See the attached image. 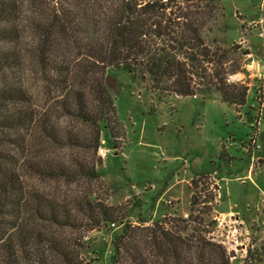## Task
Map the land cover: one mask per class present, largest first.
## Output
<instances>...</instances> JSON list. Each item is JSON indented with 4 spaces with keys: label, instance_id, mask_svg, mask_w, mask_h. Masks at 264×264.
Segmentation results:
<instances>
[{
    "label": "trees",
    "instance_id": "trees-1",
    "mask_svg": "<svg viewBox=\"0 0 264 264\" xmlns=\"http://www.w3.org/2000/svg\"><path fill=\"white\" fill-rule=\"evenodd\" d=\"M223 16L220 0H0V264H89L65 231L127 218L131 205H109L90 187L100 177L103 127L117 141L104 79L110 67L125 66L150 88L179 96L210 82L223 101L246 102L248 86L228 80L241 69L230 62L239 49L206 39ZM63 118L94 128L92 160L54 152L85 145L60 127ZM37 178L67 188L43 190ZM84 178L88 187L70 188ZM189 186V218L125 223L112 264H231L205 217L193 214L195 205L217 201L213 174L194 171Z\"/></svg>",
    "mask_w": 264,
    "mask_h": 264
},
{
    "label": "rangeland",
    "instance_id": "rangeland-1",
    "mask_svg": "<svg viewBox=\"0 0 264 264\" xmlns=\"http://www.w3.org/2000/svg\"><path fill=\"white\" fill-rule=\"evenodd\" d=\"M220 1L224 16L210 26L206 39L239 49L231 52L230 62H239L241 69L228 80L248 86L244 104L223 101L210 82L194 96H179L150 88L149 80L125 66L106 70L117 141L103 127L96 154L100 177L90 187L109 205L132 207L122 222L65 231L83 245L80 255L89 264H112L114 239L127 222L152 224L165 214L189 218V182L197 170L212 173L219 190L217 201L193 207L194 216L205 217L204 228L227 249L231 264H264V0ZM60 122L85 145L54 152L67 159L80 152L92 160L94 128L68 118ZM33 182L43 190L66 186L45 178ZM88 186L84 178L70 188Z\"/></svg>",
    "mask_w": 264,
    "mask_h": 264
},
{
    "label": "built area",
    "instance_id": "built-area-1",
    "mask_svg": "<svg viewBox=\"0 0 264 264\" xmlns=\"http://www.w3.org/2000/svg\"><path fill=\"white\" fill-rule=\"evenodd\" d=\"M112 224H114V223H112Z\"/></svg>",
    "mask_w": 264,
    "mask_h": 264
}]
</instances>
